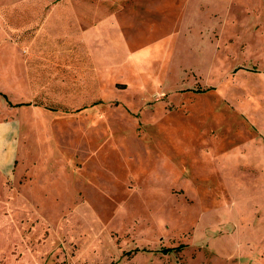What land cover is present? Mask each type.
I'll return each mask as SVG.
<instances>
[{
  "label": "rangeland",
  "instance_id": "1",
  "mask_svg": "<svg viewBox=\"0 0 264 264\" xmlns=\"http://www.w3.org/2000/svg\"><path fill=\"white\" fill-rule=\"evenodd\" d=\"M0 93V264H264V0H0Z\"/></svg>",
  "mask_w": 264,
  "mask_h": 264
},
{
  "label": "trees",
  "instance_id": "2",
  "mask_svg": "<svg viewBox=\"0 0 264 264\" xmlns=\"http://www.w3.org/2000/svg\"><path fill=\"white\" fill-rule=\"evenodd\" d=\"M0 95H1L3 98L6 99L5 95H3V94H1V93H0ZM180 249H181V247L177 248L176 250H180ZM164 251H165V252H170V251H172V249H166V250H164Z\"/></svg>",
  "mask_w": 264,
  "mask_h": 264
}]
</instances>
